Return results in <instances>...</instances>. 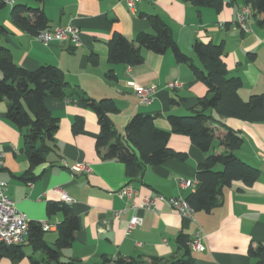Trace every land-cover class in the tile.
<instances>
[{"label":"crops","instance_id":"obj_1","mask_svg":"<svg viewBox=\"0 0 264 264\" xmlns=\"http://www.w3.org/2000/svg\"><path fill=\"white\" fill-rule=\"evenodd\" d=\"M0 10V25L6 29L0 47L12 52L14 62L30 71L41 66L60 68L68 83L85 92L87 97L101 101L112 99L119 112L111 115L115 129L125 135L129 121L137 114L156 117V126L171 131L168 116H190L198 101L208 96V88L199 81L189 64L178 63L171 51L164 55L143 49L144 62L131 67L111 64L108 42L115 34L136 41L139 34H153L150 16L161 17L173 30L179 48L201 67L194 52L196 41L223 45L224 61L230 77H240L243 86L238 94L244 102L254 95H264V29L258 26L263 17H252V32L244 33L236 23L241 8L226 6L221 12L197 8L184 0H142L131 10L124 0H13ZM40 6L49 19V29L70 24L80 31L82 45L54 42L46 46L34 36L16 27L11 18L14 5ZM11 10V11H10ZM112 71L113 77L110 78ZM3 73L0 70V79ZM157 88L155 101L143 105L128 85ZM183 85L170 89V83ZM47 108L59 120L56 132L58 155L37 167L35 181L20 177L29 169L19 130L7 119L8 101L0 102V153L4 167L0 181L8 184V195L19 211L35 223L46 222L50 229L44 240L53 245L58 238V226L64 214H48V204L62 203L58 191L72 200L80 229L72 247L62 251L63 264H116L118 259L150 262L153 258L170 261L181 255L178 238L186 235L192 241L199 234L203 251H193L198 264H257L251 258V246H264V122L249 123L236 118H221L208 124L215 132V144L229 131L239 134L244 144L234 152L240 159L260 170L259 180L246 188L236 182L223 190L220 206L211 213L195 212L193 219L176 213L167 203H157L155 209L142 208L146 198L163 195L166 198H186L197 189L198 166L205 155L192 145L187 136L172 134L169 147L187 154L186 161L171 159L158 167H146L135 180L126 176L125 166L118 161H105L96 149L101 134L96 113L78 97L67 100L47 98ZM84 120V130L74 134L77 119ZM228 151L216 146L215 154ZM76 164L87 167L84 172L71 170ZM192 181L184 188L182 182ZM130 186L136 195L121 198L120 191ZM123 212L116 219L115 213ZM133 216L143 219V225L128 232ZM29 238V237H28ZM15 257L0 252V264H50L42 251H36L29 239ZM52 264V263H51ZM54 264V263H53Z\"/></svg>","mask_w":264,"mask_h":264},{"label":"trees","instance_id":"obj_2","mask_svg":"<svg viewBox=\"0 0 264 264\" xmlns=\"http://www.w3.org/2000/svg\"><path fill=\"white\" fill-rule=\"evenodd\" d=\"M43 3L46 0H33ZM197 8H209L221 12L226 6L248 7L252 17L262 16L258 26L264 29V0H184ZM6 4L0 1V10ZM13 23L19 29L36 37L49 31V19L40 6L25 4L14 5L11 11ZM153 34L143 32L136 41L127 39L122 34H115L108 42V60L111 64H125L131 67L144 62L143 49L164 55L171 51L178 63L189 64L194 75L208 88V96L198 101L197 109L190 116H168L171 131L159 129L156 117L135 115L128 123L125 135L114 127L111 115L119 109L112 99L95 101L87 97L79 88L72 87L66 80L65 73L58 67L45 65L30 72L18 66L10 49L0 47V102L7 100V119L22 135L23 151L28 159L29 169L20 177L24 181H35L34 171L48 162L51 155H58L56 132L59 120L53 116L45 102L47 98L67 100L78 97L90 107L98 117L101 134L96 142V149L105 161H118L125 166L126 176L132 180L138 178L146 167H158L171 159L186 161L185 153L176 152L168 145L172 134L187 136L192 145L199 149L205 160L198 166L197 189L185 200L195 212L211 213L220 206L225 188L236 182H242L246 188L253 186L260 178L259 169L240 159L234 152L241 149L243 138L229 131L215 144V132L208 126L214 120L211 112L216 111L221 118H236L249 123L264 122V95H254L244 102L238 92L243 86L240 77H230L224 61L223 45L196 41L193 49L201 67L179 48L172 28L159 16H150ZM6 29L0 25V39ZM113 77L112 71L110 78ZM84 120L77 119L73 125L74 134L84 130ZM222 147L224 154H215L214 149ZM64 214V220L58 226V238L49 245L43 238L41 226L32 222L29 231V243L36 251L46 254L49 263L63 264L62 251L72 247L80 221L70 205L52 202L48 204V214ZM191 240L186 235L178 238L181 255L170 261L153 258L150 262L118 259L116 264H198L190 246ZM23 246L7 247V253L15 257L24 255ZM5 249L0 247V252ZM251 258L257 264H264V246H251ZM105 259L104 263H109Z\"/></svg>","mask_w":264,"mask_h":264},{"label":"built area","instance_id":"obj_3","mask_svg":"<svg viewBox=\"0 0 264 264\" xmlns=\"http://www.w3.org/2000/svg\"><path fill=\"white\" fill-rule=\"evenodd\" d=\"M6 5H13V0H0ZM127 6L133 10L135 6L142 0H124ZM252 16V10L248 7H242L237 14L236 23L239 28L244 33L252 32V27L250 25V20ZM43 45H50L54 42H71L75 47H80L82 45L80 38V31L77 27L70 24L65 27L56 28L54 30L44 31L35 37ZM128 85L133 89L134 93L138 97L139 101L143 105H150L155 101V96L157 94V88L152 87H142L134 82H129ZM170 89H179L183 85L177 82L170 83L168 85ZM4 154L0 153V171L4 167ZM74 172H84L87 167L82 164H76L71 167ZM182 187L189 188L193 187L194 183L192 181L182 182ZM61 195L62 202L67 205H72L73 200L62 191H58ZM136 195L132 187L127 186L123 188L119 196L121 198L132 199ZM167 202L172 209L178 213L183 218L193 219L195 211L189 206L187 201L182 197H171L166 198L163 195H157L154 198H146L143 201L142 208L147 210L155 209L157 203ZM123 212H116L115 218L121 217ZM32 221L27 217L26 214L19 211L16 204L10 199L8 195V184L0 181V247H18L24 245L29 237V231ZM43 231H48L50 226L46 222L37 223ZM143 225V219L138 216H133L128 225V232H133ZM190 246L193 251H203L204 246L201 244L199 239V234L196 233L194 238L190 242Z\"/></svg>","mask_w":264,"mask_h":264},{"label":"rangeland","instance_id":"obj_4","mask_svg":"<svg viewBox=\"0 0 264 264\" xmlns=\"http://www.w3.org/2000/svg\"><path fill=\"white\" fill-rule=\"evenodd\" d=\"M5 10H9L10 8H4ZM11 11V10H10Z\"/></svg>","mask_w":264,"mask_h":264},{"label":"water","instance_id":"obj_5","mask_svg":"<svg viewBox=\"0 0 264 264\" xmlns=\"http://www.w3.org/2000/svg\"><path fill=\"white\" fill-rule=\"evenodd\" d=\"M7 248V247H6Z\"/></svg>","mask_w":264,"mask_h":264}]
</instances>
